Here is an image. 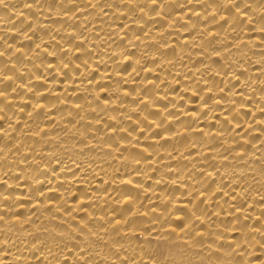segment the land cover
Returning <instances> with one entry per match:
<instances>
[{"label":"bare ground","instance_id":"bare-ground-1","mask_svg":"<svg viewBox=\"0 0 264 264\" xmlns=\"http://www.w3.org/2000/svg\"><path fill=\"white\" fill-rule=\"evenodd\" d=\"M0 264H264V0H0Z\"/></svg>","mask_w":264,"mask_h":264}]
</instances>
